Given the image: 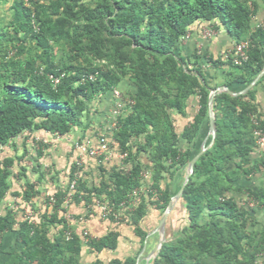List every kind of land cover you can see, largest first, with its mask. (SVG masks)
I'll return each mask as SVG.
<instances>
[{
  "label": "trees",
  "instance_id": "trees-1",
  "mask_svg": "<svg viewBox=\"0 0 264 264\" xmlns=\"http://www.w3.org/2000/svg\"><path fill=\"white\" fill-rule=\"evenodd\" d=\"M256 6L254 0L16 1L10 18L0 17V148L16 147L18 137L36 132L66 136L80 131L81 141L92 123L90 104L109 93L114 96L113 90L128 80L132 103L111 130L119 153H126V166L108 171L101 167V180L90 187L78 178L71 202L88 207L97 198L117 211L125 202L118 220L133 227L142 244L150 230L142 225L149 208L165 211L184 181V176L175 180L177 172L200 150L197 136L208 131V98L218 85L209 83L202 65L226 67L222 84L241 89L264 67V25H251ZM199 22H215L226 30L233 48L248 42L247 60L235 64L233 48L226 59L198 52L182 57L180 41ZM91 74L93 79L84 78ZM263 78L246 94L215 95L214 143L195 163L152 264H257L264 255V225L255 218L264 208V185L240 184L264 172V152L254 155V131L264 127L256 103V86ZM192 95L198 96V111L178 130L172 113L184 115ZM36 148L41 155V146ZM25 157L26 150L21 156L0 158V205L15 168L25 175ZM78 169L74 162L66 186L53 194L51 210L47 197L37 221L23 214L18 219L12 208L0 214V239L15 229L23 245L20 253L0 264H135V256L107 263L81 261L84 247L93 253L116 250L120 234L109 230L83 241L68 225L65 198ZM146 171L148 181L142 175ZM143 186L147 190L140 191ZM136 189L137 201L132 196ZM38 193L26 181L16 195L30 205ZM237 193L255 206L240 203ZM178 206L182 220L170 226Z\"/></svg>",
  "mask_w": 264,
  "mask_h": 264
},
{
  "label": "crops",
  "instance_id": "crops-1",
  "mask_svg": "<svg viewBox=\"0 0 264 264\" xmlns=\"http://www.w3.org/2000/svg\"><path fill=\"white\" fill-rule=\"evenodd\" d=\"M254 2L257 4V6L255 9V14L251 20V25L253 27L263 26L264 0H254ZM207 31L211 32L210 36H207L205 34ZM232 48H233V40L231 39L230 35L226 30H224L221 27H218L215 22H210V23L199 22L193 24L189 28V31L185 35V37L181 39L178 52L182 57H188V56L190 57L195 52H198V53H207L211 55L214 59L216 58L225 59L224 58L225 55L228 52H230ZM202 70L206 73L207 79L210 84L218 85V86L223 85L222 82L225 78V72L227 70L226 67L213 69L210 64L205 63L202 65ZM125 82L126 81H124L123 84ZM123 84L121 87H123ZM131 89H133V87H131ZM229 89L234 92H237L241 90V87L238 84H232ZM120 93L123 95L121 91ZM112 97L113 99H115L114 96ZM198 103H199L198 96L192 95L186 101V109L184 115H180L176 112L172 113L174 124L178 130H182L185 126H188L189 123L192 121L193 117L198 111L199 108ZM256 103L259 105L260 111L262 112L264 118V78L263 81L256 86ZM91 122H93L94 124L98 123L100 127H97L98 126L97 124L92 125L91 123L89 130L85 133V138L82 139L81 141L86 139L91 140L89 136H91L92 133L94 132L97 133L98 135L103 132H107V133L110 132L109 131L110 130L109 126L111 123L110 111L108 112V118L105 121L99 122L98 120L97 122H95V120L91 119ZM94 126H96L97 128H95ZM99 128L101 129L100 130L101 132L99 131ZM77 132L78 131H73L66 136H59L63 140L57 142L52 147H48L46 149L41 147L42 150L41 155L37 153L36 147H33L29 142L26 143L28 138L23 136L24 140H22L21 142L22 149L21 148L18 150L16 149L14 155L21 156L25 150L23 147L27 146L29 151V156L25 157L27 158V162L23 161L21 163V165L26 169L24 172L25 175L20 174L19 166L15 168L14 171L16 176L11 180V188L7 193L6 197L4 198L2 204L0 205V214H3L7 208H12L18 211V217H17L18 219H21V215L23 214L29 216L34 221L38 220L37 218L39 216V213L45 210V205H44L45 199L47 197H50L51 195L53 196V194L58 190L59 187L64 188L68 182L70 167L75 162L74 158L76 157V154H74L75 152L73 151V149H75V146L74 147L70 146V148H65L64 142L67 141L66 139L68 136L72 137L74 134L75 135L79 134L78 138L83 136V134L80 131L78 133ZM203 135L205 134H199V136H197V139L199 140L202 139ZM19 138H22V136L16 139L15 141L16 147L14 148H17L18 146L17 143L19 141L18 140ZM205 139H203V141ZM75 144L76 142L74 143V145ZM206 144H207V140H206ZM260 152H262V150L257 148L254 154L256 155L257 153ZM32 154L33 156H31ZM88 162L89 161H85L84 165H82L81 177L83 179V182H85L86 185L90 187L92 185H97L99 183V181L102 178L101 175L103 173L101 167L103 169L104 167L101 165L98 166L101 172L99 176V180L97 181L98 183L95 182L94 184L89 185L88 180L85 178V176L89 172V167H91L89 166L90 164ZM114 167H118V166H114ZM111 168H109V170ZM84 169L86 171H84ZM146 173L148 174L147 171ZM185 174H186V169H180L176 174L175 180L180 179L183 176L185 177ZM260 174H263V172ZM260 174H257L251 178H243V180L240 181L241 186L244 188L250 186H262L263 184L259 185L255 183L256 179L261 178V176H259ZM148 175L147 178H145L147 181L149 179ZM26 181L32 182L35 185V189L39 192L36 196L32 197V204L30 205L24 203L20 195H16L17 193L22 192V186ZM142 188L140 191L147 190L145 186H143ZM236 196L242 198L241 200H244L246 197L242 193H237ZM243 202L244 201H242V204H244ZM66 207H67V214L65 215V218L68 221V225L71 228H73L78 234L81 235L83 241H85L83 237V230H86L88 232L87 236L89 238H97L101 235H104L109 230L118 231L120 234L118 239L117 249L114 251L103 250L100 253H93L90 252L86 247H84L81 254L82 262L90 263L95 261L96 259H101L105 263H107L109 260L113 258H118L123 260L126 257H130V256H135L136 260L139 259L138 264H148L149 262H151L153 250L157 246L160 239V234L158 232H155L154 230L157 228L163 214L155 206H151L149 208L148 213L142 222L143 228H147V227L150 228L142 244L140 238L135 235L133 231V227L127 225L126 223H121L120 222L121 220L111 221L110 219H105L101 217L99 210L94 207V200L88 207L84 205V202H79V203L71 202ZM48 210L50 211L51 208L49 207ZM257 214L258 213L256 211L255 218ZM167 220H166V224H167ZM256 220L258 221V218H256ZM165 235H166V225H165ZM156 241L158 242L156 243ZM22 249H23V245L21 241L17 238L16 230L13 229V230L5 231L0 239V262L6 263L7 261L10 260L12 256H14L17 253H20Z\"/></svg>",
  "mask_w": 264,
  "mask_h": 264
},
{
  "label": "rangeland",
  "instance_id": "rangeland-1",
  "mask_svg": "<svg viewBox=\"0 0 264 264\" xmlns=\"http://www.w3.org/2000/svg\"><path fill=\"white\" fill-rule=\"evenodd\" d=\"M16 1H18V0H0V17H4L5 19H9L11 14H12V11H13L12 7ZM131 87H132V85L128 82V80H126L123 87H121V89H118V91H121L124 94V107H126L127 102L129 100V95L132 92ZM115 101H116V99H113L112 94H110V93L107 95V97H102L99 100L93 101L90 104V110H91L90 118L95 120V122H97L98 120H99V122L105 121L108 118V112L111 111V109L113 108ZM93 124L94 123L92 122V125ZM95 124L98 125L97 127H100V125L98 123H95ZM94 127L97 128L96 126H94ZM100 130L101 129L99 128V131ZM96 134L97 133H95V132L92 133V135L89 136V138H91V140L94 141L98 135V134L97 135ZM21 136H22V138L18 139L19 141L17 143V145H18L17 148H14L11 146H6V147L0 148V158L4 157V156H8V155L13 156L16 149L17 150L20 148L22 149L21 142H22V140H24V138H23V135H21ZM78 137H79V134H76V135L74 134L72 137L68 136L66 139L67 141L64 142L65 148H70V146L74 147L75 146L74 143L77 142ZM205 138L207 139V143H208L209 137H208L207 132L205 135L202 136V139L199 140V143L201 144V142ZM28 140L26 141V143L29 142L33 147H37L39 145L42 148L46 149L48 147H52L54 144H56L57 142H59L63 139L59 136H52V135L45 133V132H36V133L32 134L31 137L29 136ZM23 148L26 150V156H29V151H28L27 146H24ZM73 151L75 152L74 154H76L74 161H76L78 159V160L83 162V165H84L85 161H89L88 163L90 164L89 166H91V167H89V172L85 176V178L88 180L89 185L94 184L95 182H97L99 180V176H100L101 172H100L98 166H100V165L103 166L105 170H109V168L114 167V166H118V167H125L126 166L124 163V159L120 157L121 154L119 153L117 146L113 143V141H111V143H110L109 153L106 156H103L100 158H91V157L87 156V157L82 159L80 156H77V152L75 149H73ZM31 156H33V154ZM25 161L27 162V158L25 159ZM84 171H86V170L84 169ZM84 171H82V172H84ZM259 176H261V178L256 179L255 183L259 184V185H262V184L264 185V172H263V174H260ZM236 198H237V196H236ZM238 199H239V202L242 203V201H243V200H241L242 198L238 197ZM182 212L183 211L181 209H179V206H178L176 208L175 213H174V218L171 220L170 226L178 224V222H180V220H182V216H183ZM257 213L258 214H257L256 218H258L259 224H264V208H260L257 211ZM257 264H264V255H262L261 257L258 258Z\"/></svg>",
  "mask_w": 264,
  "mask_h": 264
},
{
  "label": "built area",
  "instance_id": "built-area-1",
  "mask_svg": "<svg viewBox=\"0 0 264 264\" xmlns=\"http://www.w3.org/2000/svg\"><path fill=\"white\" fill-rule=\"evenodd\" d=\"M205 34L207 36H210L211 32L207 31ZM248 47H249V44L246 41L235 45V47L233 48V52H232V57H233L235 64H241L242 62L247 60ZM229 53L231 54V51L225 55L224 57L225 59L228 57ZM84 78L93 79L94 75L91 74V75L85 76ZM51 79L53 80L55 84L58 83L59 81L58 78H54L52 76H51ZM113 95L116 101L114 103L113 108L110 111V117H111V123L109 126L110 132L109 133L103 132L99 134L94 141L86 139L83 141L76 142L75 149L77 151V156H80L82 159L87 156L91 158H100V157L106 156L109 152V147L111 143L110 139H112L111 130L116 127L117 117L121 115L124 111L126 112V109L124 107V96L117 89L113 90ZM128 102L132 103V101H129V100ZM254 135L256 137L257 148L262 150V152H264V127L256 128L254 131ZM120 157L124 159L126 157V153L121 154ZM75 163L79 169L74 172V178L71 180L69 184V192L67 193L66 198H65V206L71 203L72 196L75 192L77 179L81 177V170H82L83 162L77 159ZM142 175L144 178H147L148 174L144 172ZM139 193H140L139 189H136L132 192V196L134 197L135 201L139 199ZM93 200H94V207L99 210L101 217L105 219H109L110 217H113L115 220L120 219L121 218L120 210L121 209L123 210L126 205L125 202H122L120 204V210L117 211L112 206H110L106 200H100L97 198H94ZM243 201H244L243 202L244 205H247L249 207L255 206L254 202L248 197H245ZM53 202H54V199H53V196L51 195L49 199L50 208L53 205ZM87 235H88V232L86 230H83L84 240H87L89 238ZM67 237H70V232L67 233Z\"/></svg>",
  "mask_w": 264,
  "mask_h": 264
},
{
  "label": "water",
  "instance_id": "water-1",
  "mask_svg": "<svg viewBox=\"0 0 264 264\" xmlns=\"http://www.w3.org/2000/svg\"><path fill=\"white\" fill-rule=\"evenodd\" d=\"M263 75H264V67L243 89H241L240 91H237V92L230 90L225 85L218 86L210 92V95L208 98V111H207L208 123H209L208 137H210V142H209V144H206L207 139H205L200 145V150L188 162L187 168H186V174H185L182 186L180 187L179 191L174 196L171 197V200H170L167 208L163 212L157 228L154 230L155 232H158L160 234V239H159L157 246L153 250V254L151 257L152 260L148 264H152V261L156 257L161 245L166 241V235H165L166 220H167L169 214L171 213V211L173 210L175 204L180 200L182 193H183V189H184L185 185L188 183V181H189V179L193 173L195 163L200 158V156L205 151H207L214 143V139L216 136V126H215L214 112H213V101H214L215 95L218 93H222V92L228 93L232 96H238V95L246 94L249 90H251L257 84V82L260 80V78ZM138 261H139V259L136 260L135 264H138L139 263Z\"/></svg>",
  "mask_w": 264,
  "mask_h": 264
}]
</instances>
